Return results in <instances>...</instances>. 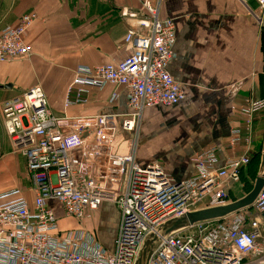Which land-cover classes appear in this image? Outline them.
<instances>
[{"label": "built area", "instance_id": "2783aa9c", "mask_svg": "<svg viewBox=\"0 0 264 264\" xmlns=\"http://www.w3.org/2000/svg\"><path fill=\"white\" fill-rule=\"evenodd\" d=\"M137 1L145 18L126 32L127 56L111 64L77 66L63 103L64 110L85 105L91 89L122 87L129 112L119 127L113 115L54 116L40 85L0 106L2 130L12 152L25 160L34 195L31 209L18 189L0 193V264H134L156 226L236 201L232 197L241 190V171L254 153V119L264 111V99L249 98L237 108L241 125L229 131V156L222 165L215 149L201 150L191 158L193 175L176 181L157 162L135 163L142 112L184 99L167 72L175 25L160 18L161 0ZM254 1L255 19L264 28V0ZM35 19L25 15L0 32L1 64L30 56L24 38ZM117 100L113 92L108 105ZM119 135L125 139L118 144ZM121 145L126 148L119 153ZM263 152L264 146L260 157ZM156 198L159 203L150 207ZM47 201L57 202L76 227L60 229ZM105 202L119 212L112 251L83 225L87 214ZM148 264H264V188L250 207L162 239Z\"/></svg>", "mask_w": 264, "mask_h": 264}, {"label": "crops", "instance_id": "0c3cea01", "mask_svg": "<svg viewBox=\"0 0 264 264\" xmlns=\"http://www.w3.org/2000/svg\"><path fill=\"white\" fill-rule=\"evenodd\" d=\"M256 10L254 0H161L160 18H169L175 25L167 72L180 85L184 99L172 107L142 112L134 156L138 166L157 162L176 181H183L193 175L191 158L201 150L215 149L219 164L224 163L229 156V131L241 125L237 108L246 99H264L260 92L264 28L255 19ZM29 14L36 16L24 38L31 54L0 63V106L40 85L54 116L113 115L119 127L129 112L122 87L91 89L85 105L64 110L63 103L77 66L111 64L127 56L124 37L136 21L145 18L141 4L137 0H0V32ZM113 92L118 100L108 105ZM263 140L264 111L254 119L251 155L259 147L261 151ZM12 189L21 191L32 209L34 195L25 160L12 152L0 115V193ZM47 205L55 207L51 209L60 229L76 227L64 218L57 202L47 201ZM101 215L104 222L108 218L109 232L97 236ZM118 222V210L105 202L87 214L83 225L112 251Z\"/></svg>", "mask_w": 264, "mask_h": 264}, {"label": "water", "instance_id": "95a60500", "mask_svg": "<svg viewBox=\"0 0 264 264\" xmlns=\"http://www.w3.org/2000/svg\"><path fill=\"white\" fill-rule=\"evenodd\" d=\"M264 188V152L260 157V163L255 182L247 195L224 207L199 210L187 215L168 220L154 228L144 239L134 264H148L149 259L162 239L186 230L193 224L214 220L227 216L233 212L248 208L256 199L258 193Z\"/></svg>", "mask_w": 264, "mask_h": 264}, {"label": "trees", "instance_id": "16d2710c", "mask_svg": "<svg viewBox=\"0 0 264 264\" xmlns=\"http://www.w3.org/2000/svg\"><path fill=\"white\" fill-rule=\"evenodd\" d=\"M262 43L264 44V37L262 38ZM260 85H261L260 92L264 94V76L261 77ZM259 163H260V147L257 149V152L254 155H251L248 166L243 171H241L240 182L243 188L241 189L242 191H244L243 192L244 194L249 193L253 186L254 179L256 178L257 175ZM235 197L236 196L232 197V200H237Z\"/></svg>", "mask_w": 264, "mask_h": 264}, {"label": "rangeland", "instance_id": "374dc122", "mask_svg": "<svg viewBox=\"0 0 264 264\" xmlns=\"http://www.w3.org/2000/svg\"><path fill=\"white\" fill-rule=\"evenodd\" d=\"M263 98H264V96H263ZM118 144L122 141V140H124L125 138L123 137V136H121V135H119V137H118ZM264 141V140H263ZM125 149V145H121L120 147H119V149H118V152L119 153H121L123 150ZM254 182H255V179H254ZM254 182H253V184H254ZM243 189V188H242ZM242 189L239 191L238 190V193H237V196L235 197L236 199H239L240 197L242 198V197H244L245 195H247V194H244L243 192L244 191H242ZM51 208L54 210V208L55 207H53V205L51 206ZM104 211V210H103ZM108 220V218H106L105 219V222ZM104 221H102V215L101 216H99V220H98V225H97V232H96V234H97V236H98V234L100 233V232H104V233H108L109 232V228H108V226H107V224L105 223Z\"/></svg>", "mask_w": 264, "mask_h": 264}, {"label": "bare ground", "instance_id": "6f19581e", "mask_svg": "<svg viewBox=\"0 0 264 264\" xmlns=\"http://www.w3.org/2000/svg\"><path fill=\"white\" fill-rule=\"evenodd\" d=\"M263 146H264V142H263ZM254 201H255V200H254ZM158 203H159V199L156 198V199L153 200V202H152V204L150 205V207H154V206H156ZM252 204H253V203H252Z\"/></svg>", "mask_w": 264, "mask_h": 264}]
</instances>
